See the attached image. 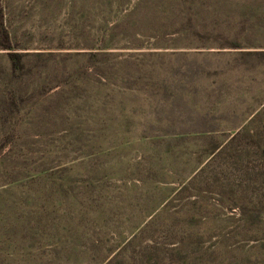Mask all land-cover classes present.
Instances as JSON below:
<instances>
[{
  "label": "rangeland",
  "instance_id": "1",
  "mask_svg": "<svg viewBox=\"0 0 264 264\" xmlns=\"http://www.w3.org/2000/svg\"><path fill=\"white\" fill-rule=\"evenodd\" d=\"M0 6V264H264V0Z\"/></svg>",
  "mask_w": 264,
  "mask_h": 264
},
{
  "label": "trees",
  "instance_id": "2",
  "mask_svg": "<svg viewBox=\"0 0 264 264\" xmlns=\"http://www.w3.org/2000/svg\"><path fill=\"white\" fill-rule=\"evenodd\" d=\"M0 17H1V6H0ZM0 25H1L0 26V37H1L0 48L3 50H6V52H7L6 54H7L9 61L11 62L12 69L13 70H20L22 68V66H21V55L12 50L9 35H8L7 31L3 28L2 24H0ZM200 172H202V170H200ZM199 175L200 174H196L195 178L198 177Z\"/></svg>",
  "mask_w": 264,
  "mask_h": 264
}]
</instances>
